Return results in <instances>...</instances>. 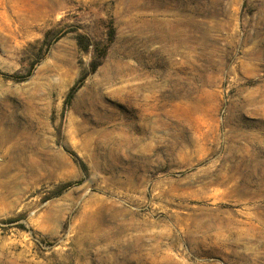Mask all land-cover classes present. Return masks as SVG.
<instances>
[{"label":"rangeland","instance_id":"374dc122","mask_svg":"<svg viewBox=\"0 0 264 264\" xmlns=\"http://www.w3.org/2000/svg\"><path fill=\"white\" fill-rule=\"evenodd\" d=\"M0 264H264V0H0Z\"/></svg>","mask_w":264,"mask_h":264},{"label":"bare ground","instance_id":"6f19581e","mask_svg":"<svg viewBox=\"0 0 264 264\" xmlns=\"http://www.w3.org/2000/svg\"><path fill=\"white\" fill-rule=\"evenodd\" d=\"M181 33H182V30H179L178 28H175V30L173 32H170L168 34L164 33L165 34L164 37H166V39L169 38L170 40L173 41V43L171 42L172 47H173V49H172L173 51L177 50L180 46H186V45L188 46L187 39L185 37H183L184 36V32H183V36H182L183 39L180 38ZM154 107H156V106H154ZM152 110L154 111V109H152Z\"/></svg>","mask_w":264,"mask_h":264},{"label":"trees","instance_id":"16d2710c","mask_svg":"<svg viewBox=\"0 0 264 264\" xmlns=\"http://www.w3.org/2000/svg\"><path fill=\"white\" fill-rule=\"evenodd\" d=\"M73 90H74V86L70 89L68 96H70L72 94Z\"/></svg>","mask_w":264,"mask_h":264}]
</instances>
